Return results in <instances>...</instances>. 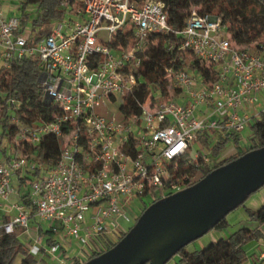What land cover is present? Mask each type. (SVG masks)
<instances>
[{"label": "built area", "instance_id": "1", "mask_svg": "<svg viewBox=\"0 0 264 264\" xmlns=\"http://www.w3.org/2000/svg\"><path fill=\"white\" fill-rule=\"evenodd\" d=\"M78 1L80 17L29 38L18 16L5 15L0 0L3 64L37 55L43 68L41 87L59 107L47 121L21 124L11 119L17 124L16 139L8 157H0V231L20 230L28 238L27 247L18 250L22 257L41 251L62 257L67 253L60 245L64 241L76 249L67 256L69 264L83 263L104 251L107 241H115L124 227L114 218L129 217V199L151 193L161 197L195 180L196 169L182 167L199 157L210 160L200 141L203 130L240 132L250 119L245 109L264 90V36L236 43L220 13L192 6L184 26L173 29L161 0ZM124 26L131 29L133 43L112 46ZM100 29L108 31L106 41H99ZM159 32L179 34L180 47L213 65L215 77L204 80L186 66L172 64L166 75L176 89L173 97L157 102L151 92L137 101L139 112L125 114L119 107V117L116 111L96 112V106L107 105L116 95L133 93L136 77L131 67L140 63L146 37ZM3 106L0 91V113ZM47 133L60 138L62 147L55 163L44 168L28 148ZM37 167L36 178L28 179L23 189L16 186L18 174ZM34 219L36 232L43 222L52 230L49 247L42 243L44 235L29 233ZM259 242L257 260L264 264L263 236Z\"/></svg>", "mask_w": 264, "mask_h": 264}, {"label": "trees", "instance_id": "2", "mask_svg": "<svg viewBox=\"0 0 264 264\" xmlns=\"http://www.w3.org/2000/svg\"><path fill=\"white\" fill-rule=\"evenodd\" d=\"M23 8L28 4L37 5L42 9L40 21L48 22L50 20L62 19L66 11L75 12L80 3L78 0H19ZM164 3V9L167 12V22L173 29H181L189 15L192 6L199 12H213L222 15V21L227 27L230 38L236 43L246 44L259 40L264 36V0H161ZM26 16L22 15L20 19L21 26H25ZM41 36V35H40ZM38 36V37H40ZM181 36L176 32H159L148 35L144 41V51L140 53L141 60L137 66L131 67L135 77L136 85L133 93L128 94L123 103L119 106L122 113L139 112L140 106L137 101H144L151 91V85L160 90L161 95L167 92L168 77L166 68L172 64H179L192 69L204 80L215 77L216 70L213 65H206L187 49L180 47ZM133 43L131 29L124 26L118 29L116 38L111 45L115 47L128 46ZM43 68L37 55H24L14 58L9 66L2 64L0 66V91L4 106L0 113V125L2 133L8 134L10 140L16 132L17 124L11 122L13 117L18 118L19 123H34L50 120L58 111L59 107L56 101L48 96L41 87ZM13 100V101H12ZM252 130L256 138L255 144H251L245 150H237L210 166L205 173L212 168L223 164L232 158L238 156L246 150L260 145H264V109L260 110L252 121ZM238 140V135L234 132H226L220 135L214 144L209 148V142L205 133L200 135L201 143L209 148L210 159L217 156L223 149L226 142ZM14 143V142H13ZM62 147L60 138L53 134H45L40 141L29 147V153L38 162L42 163L44 168H48L55 163L59 157ZM3 155L8 157L6 149H3ZM201 157L195 162L182 167V170L196 169L197 176L193 183L202 177L205 173L201 172L203 164ZM39 168L31 171L29 174L17 175L20 189L28 184L31 175H37ZM155 196L152 200L159 198ZM21 198L26 201L24 195ZM145 202L141 211L150 202ZM151 203V202H150ZM246 212L250 219L264 223V202L257 208H247ZM139 214L135 216V220ZM227 225L226 215L213 226L222 228ZM128 229V228H127ZM126 229V230H127ZM47 242L52 240V230L41 228ZM119 233L115 241H107L103 250L111 247L124 233ZM264 237V231L258 229L252 230L247 226H241L226 236H221L216 240L209 242L200 249L186 250L181 247L178 253L177 264H242L248 258L245 250V244L252 239ZM25 245V241L18 233H5L0 231V264H36V257L29 253L25 257L17 254L19 248ZM100 252L89 256H95ZM72 264H82L80 261H73ZM145 264V263H144Z\"/></svg>", "mask_w": 264, "mask_h": 264}, {"label": "water", "instance_id": "3", "mask_svg": "<svg viewBox=\"0 0 264 264\" xmlns=\"http://www.w3.org/2000/svg\"><path fill=\"white\" fill-rule=\"evenodd\" d=\"M264 185V145L149 203L109 248L82 264H164Z\"/></svg>", "mask_w": 264, "mask_h": 264}, {"label": "rangeland", "instance_id": "4", "mask_svg": "<svg viewBox=\"0 0 264 264\" xmlns=\"http://www.w3.org/2000/svg\"><path fill=\"white\" fill-rule=\"evenodd\" d=\"M19 6L20 8L17 11L18 16L24 15L26 16L25 19V26L22 27L21 26V30L23 33H25L29 38H35V36L39 33H43L45 31H49L50 29H52L58 22H63L66 23L67 21H69V19H76L77 18V14L75 12H69L66 11L65 15L62 19H56V20H50L48 22H42L40 21L41 15H42V9L39 8L37 5L34 4H28L26 8H23L20 4V1L18 0ZM71 21V20H70ZM97 37L99 39V41H106L108 39V31L105 29H100L97 32ZM3 64V60L0 56V66ZM189 72H191L193 75H199L198 72L189 69ZM167 92L165 93V95H161L160 94V90L156 87H154L153 85H151V91L153 92V94L156 96V100L157 102H161L164 101L166 98L169 97H173L174 95H176L175 91V86L173 84V82L168 78V84H167ZM124 97L123 95H116V99L113 101H109L107 103V105L105 106H96V112L98 113H102L105 115H111L113 111L117 112V116L119 117V106L123 103ZM264 109V90L260 91L258 93V100L257 102L252 106L251 109H249V115H250V119L248 122L245 123L244 128L240 131L237 132L236 134L238 135V142L235 143L232 140L226 142V144L224 145L223 149L221 150V152L217 155V156H213L209 161H207L205 164H203L202 169L200 170L201 172L205 173V170L207 168H209L210 166H214L217 164V162L219 160H221L222 158L231 155L233 152L237 151V150H245V148H247V146L251 145V144H255L256 138L253 134V130H252V121L254 119V116L257 114V112H259L260 110ZM11 121V120H10ZM203 132L205 133V135L208 137V142H209V148H211V146L214 144V142L217 140V138L219 137V132L216 130L213 131H209L207 128H205L203 130ZM13 140H10V137L8 134H3L2 133V127L0 125V157L3 156V149H6L7 153L9 154L12 149H13V142L14 139H16V137L14 138V135H12ZM64 145H66V143H64ZM197 145L195 144V147ZM204 148L206 150H209V148L205 147ZM29 149V148H28ZM29 151V150H28ZM197 176V175H196ZM32 178H36V175H31ZM15 180V178H14ZM17 180V179H16ZM15 180V183L17 184ZM190 184V183H189ZM18 186V185H16ZM253 197H259V199L261 200L260 202H264V185L260 186L259 188H257L255 191L251 192L248 197L241 202L238 206H236L235 208H233L232 210H230L226 215L229 214L228 217H231V215L242 211L243 209V205L244 203L247 204V201H249L250 199H252ZM154 198L153 193H151L150 195H142V196H134L133 198L129 199V208L131 210H134L136 212V214L141 213V208L144 206L145 202H148L150 200H152ZM152 202V201H150ZM149 202V203H150ZM148 203V204H149ZM245 208V207H244ZM130 214V212H129ZM136 214H133V216L129 215V217L126 219L122 216H119L117 218H114L117 222H119L123 227L124 230H126L127 228H129L134 222H135V216ZM36 219L31 220L30 221V229H29V233H31L32 235H44L43 238V245L45 247H49V244L47 242L46 239V234L43 233V231L40 229L38 232H36L33 222H35ZM47 225L46 222H43V228H45ZM235 226L237 225H231L227 228H225L222 233L221 236H224V234L228 235L230 234L231 230H233L235 228ZM215 227H212L210 230L214 229ZM58 229H60V226L58 225ZM20 230L16 231L15 233H19ZM207 231V232H208ZM205 232V233H207ZM20 234V233H19ZM118 234V233H117ZM203 235V234H202ZM201 235V236H202ZM205 235V234H204ZM58 236V234H57ZM199 236V237H201ZM20 237L26 242L28 240V238L23 234H20ZM195 239H199L198 237ZM194 239V240H195ZM58 240L61 241L59 239L58 236ZM70 242H72V240L69 239ZM193 241V240H191ZM61 247H65L66 248V254L62 255V257H53L52 254L47 253V252H39L38 254L34 255L37 259V263L36 264H69L68 263V257L67 256H72L75 252L76 249L74 247L71 246H66V244L64 243V241L60 242ZM73 246H76L75 243ZM201 246V245H199ZM205 245H203L202 247H204ZM252 246L254 247V244H252L251 241L247 242L245 244V250L248 254V258L245 260V262H243L242 264H253L250 261V257L252 254ZM27 245L25 244L24 246H22L21 248H26ZM20 249V248H19ZM18 256L22 257L19 254V251H17ZM29 254V253H28ZM26 254V255H28ZM178 253L176 252L169 260H167L165 263H168V261H171L173 259V257H175ZM65 256V257H64ZM64 257V258H63ZM86 260V259H85ZM164 263V264H165Z\"/></svg>", "mask_w": 264, "mask_h": 264}, {"label": "crops", "instance_id": "5", "mask_svg": "<svg viewBox=\"0 0 264 264\" xmlns=\"http://www.w3.org/2000/svg\"><path fill=\"white\" fill-rule=\"evenodd\" d=\"M1 3H2V8H3V11H4L5 15H7V16H15V15L18 16L17 11L20 8L18 0H1ZM77 8H76L75 11H76L77 17H80V14L77 12ZM18 17L21 19L22 15L18 16ZM70 20H73V19H69V21ZM46 32H48V31H45L43 33H39L35 37H38L40 35L42 36ZM251 108L245 109V112H248L249 109H251ZM216 131L219 132V136L226 133V131H222V130H220V131L216 130ZM205 137L208 138L206 135H205ZM232 141L235 142L234 140H232ZM237 142L238 141H236L235 143H237ZM16 182L18 183L17 180H16ZM260 199H259V197H253L252 199L247 201V204L244 203L243 206L245 208L243 207L242 211H239V212L231 215V217H228L229 214L226 215L227 225L225 227L214 228L211 231H208L207 233H204L205 235L203 234L201 237H198L199 239H195L193 241H190L189 243H187L185 245L186 250L191 251V250L202 248L203 245H207L209 242H211L213 240H216L217 238L221 237L222 233L224 232L223 230L225 228L231 226V225H237V226H235V228L233 230H231V232L236 230L237 228H239L241 226H247V227L251 228L252 230L258 229L260 231H264V223H260V222L254 220V219H250L248 214H247V212H246L247 208H257V207H259L263 203V202H260L261 201ZM131 211L132 212L130 213V216L131 215L133 216V214H136V212L134 210H131ZM224 236H226V234H224ZM260 237L261 236L251 240L252 244H254V247L252 246V248H251V250H252L251 254L252 255L249 256V257H250V261L253 264H259V262L257 260V253H258V251L261 248V245H260V242H259V238ZM199 245H201V246H199ZM178 256L179 255L177 254L175 257H173V259L171 261H168V263H165V264H177Z\"/></svg>", "mask_w": 264, "mask_h": 264}, {"label": "flooded vegetation", "instance_id": "6", "mask_svg": "<svg viewBox=\"0 0 264 264\" xmlns=\"http://www.w3.org/2000/svg\"><path fill=\"white\" fill-rule=\"evenodd\" d=\"M134 217V216H133Z\"/></svg>", "mask_w": 264, "mask_h": 264}]
</instances>
